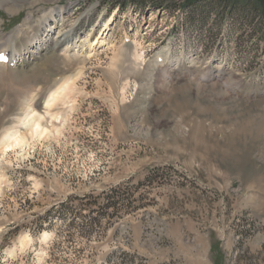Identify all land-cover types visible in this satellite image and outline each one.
<instances>
[{
    "label": "rangeland",
    "instance_id": "1",
    "mask_svg": "<svg viewBox=\"0 0 264 264\" xmlns=\"http://www.w3.org/2000/svg\"><path fill=\"white\" fill-rule=\"evenodd\" d=\"M187 1L0 8L13 46L53 10L69 30L93 8L74 60L0 63V149L15 143L0 150V264H264V22ZM116 187L118 216L101 197Z\"/></svg>",
    "mask_w": 264,
    "mask_h": 264
},
{
    "label": "bare ground",
    "instance_id": "2",
    "mask_svg": "<svg viewBox=\"0 0 264 264\" xmlns=\"http://www.w3.org/2000/svg\"><path fill=\"white\" fill-rule=\"evenodd\" d=\"M26 1L27 0H2V2L0 4V8L1 9L7 8L6 9L7 11L8 10L14 11L13 9H15V10L19 9V7H21V5L24 4ZM48 1H50V0H48ZM92 9L87 12V15L84 17V19L78 18L79 20L77 19V23L75 22V23L71 24L69 30H65L64 28L62 29V25L66 21V19L68 17V13H70V9L68 7H61L59 9L51 11L44 18V20L41 21L40 23L36 24V26H30L31 25L30 23L33 22V20H32L33 17L31 15H29L26 18V22H24L25 24H23V26L25 27V25L27 26L28 24H30L29 27L33 28V34L31 36V38L27 41L22 39L20 41V43H17L16 45L13 46L12 44H10V36L9 35L5 40H3L0 37V54L10 58L9 59L10 62L14 61L15 64L24 65V64H27L29 61L36 59L37 58L36 56H38L40 54V52L45 51V50H48L49 52H51L55 48H57V49H60L61 52H63V54H64L63 56L65 57V59L67 58L66 61L74 60L73 58H74V56L76 57V54L74 56H72V55L70 56V55H68L67 52L70 49L71 42L75 39V37L78 36V34L80 32V29H81L80 26H82V21H85L87 19V17H89V14L91 13ZM55 30H56V32H54ZM53 34H55V37H53ZM11 41H13V40H11ZM84 41H85V39L82 40V42H84ZM9 54H10V56H9ZM56 90H58V89H56ZM37 124L38 123H35L34 125L37 126ZM9 131H11V129ZM43 134H45V131L41 132L39 134V136H42ZM22 141H20V142H22ZM13 145H15V143H12V144L7 143L6 145L3 144L0 150H2V148L4 150H7L10 147H13Z\"/></svg>",
    "mask_w": 264,
    "mask_h": 264
},
{
    "label": "trees",
    "instance_id": "3",
    "mask_svg": "<svg viewBox=\"0 0 264 264\" xmlns=\"http://www.w3.org/2000/svg\"><path fill=\"white\" fill-rule=\"evenodd\" d=\"M207 0H188L186 2L187 6L188 5H194L199 2H205ZM220 2L222 1V10L221 12L224 14H230L233 9H238L240 10L239 14L243 16L245 13H250L254 16H257L261 22H264V5L262 6L261 9H259L256 4L252 3L251 0H244V1H230V0H219ZM105 200V204L103 206V210H108L112 209L113 213L118 216V213L121 212V205L123 204V201L127 199H123V195H121V190L120 188L116 187L111 189L108 192L102 193V196ZM61 215H59L60 217ZM69 220H71L67 227H71L75 220L79 217L77 212H70L69 213ZM105 216L110 217L109 214H105ZM96 226L95 218H90L89 220H85L81 225H80V230H87V232H91L93 227Z\"/></svg>",
    "mask_w": 264,
    "mask_h": 264
}]
</instances>
